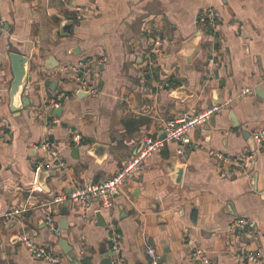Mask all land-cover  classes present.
<instances>
[{
	"label": "crops",
	"instance_id": "crops-1",
	"mask_svg": "<svg viewBox=\"0 0 264 264\" xmlns=\"http://www.w3.org/2000/svg\"><path fill=\"white\" fill-rule=\"evenodd\" d=\"M209 8L219 17L214 35L202 27ZM64 20L73 21L71 33L62 34ZM12 52L29 58L24 94L34 98L19 112L11 109ZM50 57L58 63L53 70L46 68ZM79 61L101 62L97 97L72 83L70 67ZM47 80L58 82L56 91ZM62 94L61 116L40 118L41 103ZM226 102L190 134L203 149L179 155V144L170 142L114 194L113 209L101 211L98 200L87 210L64 204L54 212L61 232L46 226L55 196L114 175L146 137L164 134L166 121ZM258 128L264 0H0V264H50L28 252L23 234L59 264H69L62 239L97 264L114 251L113 264H149L148 247L160 264H194L197 246L215 264H255L245 256H264V146L256 143L254 152L251 140ZM46 142L63 167L56 162L37 192V164L53 161L39 148ZM210 150L243 158V165H223ZM240 218L256 223L253 235L231 230Z\"/></svg>",
	"mask_w": 264,
	"mask_h": 264
},
{
	"label": "built area",
	"instance_id": "built-area-1",
	"mask_svg": "<svg viewBox=\"0 0 264 264\" xmlns=\"http://www.w3.org/2000/svg\"><path fill=\"white\" fill-rule=\"evenodd\" d=\"M66 1V0H64ZM202 27L214 35L219 28V17L215 9L209 8L203 17ZM93 62V61H92ZM211 63H214V59H210ZM99 61H94L90 64L87 61H79L72 65L70 70L73 78L72 83L76 85L79 92L86 93L88 96L97 97L99 94V84L96 80L100 78L98 72ZM30 83L27 82L24 93H30ZM252 89H246L244 93H250ZM64 95L53 97L48 101L41 103L40 118L48 119L50 109L60 108L62 105V99ZM230 106V102L224 104H212L199 112L186 111L177 119L168 120L164 124L165 138H152L146 137L141 144L140 148L136 151L132 157L126 159L122 167L111 177L106 178L96 183H87L82 186L72 189L70 194H60L55 196L49 203V208L45 215V224L54 233L59 234L61 232L54 212L56 207L74 203L81 207L82 210H87L94 200H98L101 203V211H109L113 209V196L116 193H120L124 190L130 180L140 171L146 160L156 155L162 148H164L170 142H176L179 144V155H184L186 149L200 150L203 149V144L195 141L191 138L190 134L203 128L210 120L220 114L225 108ZM253 138L255 142L264 146V128H258L253 132ZM79 142L78 137L75 138ZM42 150L51 153L53 161L49 163H38V169L50 170L54 164L59 163L63 167V163L58 162V155L54 151V144L50 142L42 143L40 147ZM211 158L222 163L223 165H231L233 167H241L243 165V158H232L222 151H209ZM57 162V163H56ZM37 192H43V188L40 186L35 187ZM231 230L237 235H253L256 230V223L249 219L240 218L237 219L232 225ZM21 242L28 252L35 258L44 260L50 264H59L61 258L59 256L51 254L45 247L36 245L32 237L28 234L21 236ZM114 249L117 250V243H114ZM147 256L149 258V264H160V257L156 254L153 248L148 247ZM250 263L264 264V256L259 252H251L245 256ZM191 262L194 264H215L211 257L201 247H195L191 255Z\"/></svg>",
	"mask_w": 264,
	"mask_h": 264
},
{
	"label": "water",
	"instance_id": "water-1",
	"mask_svg": "<svg viewBox=\"0 0 264 264\" xmlns=\"http://www.w3.org/2000/svg\"><path fill=\"white\" fill-rule=\"evenodd\" d=\"M60 28H61L62 34L71 33L73 29V21L72 20L61 21ZM10 59L12 62V70H13V75H14L13 81L11 83V88H10L11 109L14 112H19L24 106L27 107L30 104L31 105L34 104V98L32 96H28L24 94L26 83L31 80V78L29 77V58L25 55L12 52L10 53ZM57 65L58 63L56 62L54 57H50L48 61L46 62V68L49 70L55 69ZM99 82H100V78L96 80L97 84H99ZM45 85L46 87H49L52 91H56L58 82L47 80L45 82ZM83 94H86V93H83ZM50 113L56 117H60L62 114V108L60 107L56 109H50ZM231 119L233 120V122H236V119L233 113L231 114ZM165 136L166 134L164 132V134L159 138L163 139L165 138ZM251 140L254 145V147L252 148V151L255 152L256 142L252 136H251ZM76 151L77 150H75V152ZM55 173L56 171L52 169L50 170L38 169L36 173V183L35 184L37 186L42 187L43 190H45L47 178L50 177L51 175H54ZM178 176H179L178 182H180V179H181L180 177L182 176V170L179 172ZM69 205L70 204L67 203L64 208L68 209ZM96 217L101 222L100 226H106V223L102 217L101 212H99ZM59 245L61 249L63 250L64 254L67 256L69 264H97L93 261L91 257L80 258L77 254L73 252L72 247L68 245L66 240L62 239ZM117 255L118 253L116 251L103 253L101 254V258L98 264H113V257Z\"/></svg>",
	"mask_w": 264,
	"mask_h": 264
}]
</instances>
